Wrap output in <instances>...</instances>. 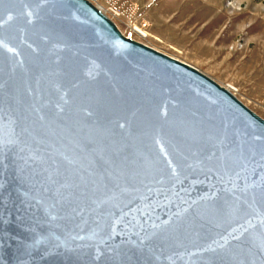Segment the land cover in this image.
<instances>
[{
	"label": "water",
	"instance_id": "95a60500",
	"mask_svg": "<svg viewBox=\"0 0 264 264\" xmlns=\"http://www.w3.org/2000/svg\"><path fill=\"white\" fill-rule=\"evenodd\" d=\"M0 264H264V120L88 0H0Z\"/></svg>",
	"mask_w": 264,
	"mask_h": 264
},
{
	"label": "rangeland",
	"instance_id": "374dc122",
	"mask_svg": "<svg viewBox=\"0 0 264 264\" xmlns=\"http://www.w3.org/2000/svg\"><path fill=\"white\" fill-rule=\"evenodd\" d=\"M88 1L125 37L196 68L264 120V0Z\"/></svg>",
	"mask_w": 264,
	"mask_h": 264
},
{
	"label": "built area",
	"instance_id": "2783aa9c",
	"mask_svg": "<svg viewBox=\"0 0 264 264\" xmlns=\"http://www.w3.org/2000/svg\"><path fill=\"white\" fill-rule=\"evenodd\" d=\"M118 9L117 8H113V9H110L109 10V16L111 17H117L118 16ZM111 17V18H112ZM113 19V18H112ZM149 47V46H148ZM167 55V54H166ZM169 56V55H168ZM171 57V56H170ZM172 58H174V59H177V58H175V57H172ZM177 60H179V59H177ZM180 61V60H179Z\"/></svg>",
	"mask_w": 264,
	"mask_h": 264
},
{
	"label": "bare ground",
	"instance_id": "6f19581e",
	"mask_svg": "<svg viewBox=\"0 0 264 264\" xmlns=\"http://www.w3.org/2000/svg\"><path fill=\"white\" fill-rule=\"evenodd\" d=\"M226 89H228V88H226ZM229 90V89H228ZM230 91V90H229Z\"/></svg>",
	"mask_w": 264,
	"mask_h": 264
}]
</instances>
